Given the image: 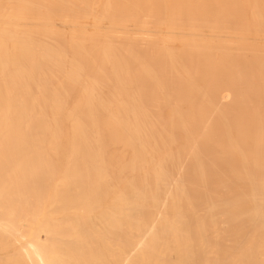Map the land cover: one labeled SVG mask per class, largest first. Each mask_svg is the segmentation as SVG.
I'll return each mask as SVG.
<instances>
[{"label": "bare ground", "instance_id": "obj_1", "mask_svg": "<svg viewBox=\"0 0 264 264\" xmlns=\"http://www.w3.org/2000/svg\"><path fill=\"white\" fill-rule=\"evenodd\" d=\"M263 35L264 0H0V264H264Z\"/></svg>", "mask_w": 264, "mask_h": 264}, {"label": "rangeland", "instance_id": "obj_2", "mask_svg": "<svg viewBox=\"0 0 264 264\" xmlns=\"http://www.w3.org/2000/svg\"><path fill=\"white\" fill-rule=\"evenodd\" d=\"M58 29H60V27H58ZM120 35H121V34L118 33L117 36H120ZM128 37H129V38L137 37V35L135 34V30H132V29L129 30V31H128ZM143 38L146 39L145 42H142V41L138 40V41H136V42L131 41V43H136V44H137V49L139 50V52L145 55L147 52L149 53V50H148L149 46H148V45H149V41H151L153 37H152L151 35L148 34V35H144ZM222 39H223V40L231 41V40H233V36H232L231 34L223 35V36H222ZM118 41H119V40H118ZM258 42H259L261 45L264 46V35L261 36V37L259 38ZM177 46H178V45H177ZM178 47H179V46H178ZM158 76H161V73H159ZM155 113H156V112H155ZM169 114H170V113H169V109H168V108H163V109L161 110V112L159 113L158 118L161 119V120H166V119H168ZM146 128L148 129L149 126H146ZM177 139H180V137H177ZM108 152H109V154H110V158H112V157L114 158V159L112 160V164H113L114 166H115V165L118 163V161L120 160V156L128 155V152H127L126 149H122V148H120L119 146H114V145L111 146V147H109ZM168 168H169V170L172 172L173 177H175V176H176V170H175V168L173 167V165H169ZM216 173H217V176H216V179H217V180H222V179L225 178V175H224V174H225V170H224V168H223L222 166H217ZM190 174H191L190 172H187V173H186V183H187L188 186H191V185H193V183H195V182L193 181V179L190 178ZM140 179H142V176L139 177V180H140ZM216 185H218V183H217ZM241 187H242V186H241ZM244 190L247 191L248 188H247L246 186H244ZM225 194H227V191H226V190H224V191L222 192V195H225ZM149 213L152 215L151 212H149ZM218 222H219L218 225H220V224H221V217L218 218ZM247 223H248V221H247L246 218H241V219L239 220V222H238L234 227H235V228H238V227H243V228H245V227L247 226ZM221 228H222V226H221V227L219 226V229H221ZM259 238H260V237H258V239H259ZM263 242H264V239H263ZM224 246L229 247V246H230V243L225 242V243H224Z\"/></svg>", "mask_w": 264, "mask_h": 264}]
</instances>
